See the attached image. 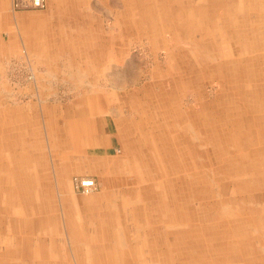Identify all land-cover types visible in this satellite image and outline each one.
I'll return each mask as SVG.
<instances>
[{
  "label": "rangeland",
  "instance_id": "1",
  "mask_svg": "<svg viewBox=\"0 0 264 264\" xmlns=\"http://www.w3.org/2000/svg\"><path fill=\"white\" fill-rule=\"evenodd\" d=\"M15 2L0 0V211L41 212L38 183L53 177L64 192L44 181V199L59 226L77 212L81 226L125 228L98 264H264V0H89L107 52L81 73L47 71L18 32L49 0ZM58 43L78 55L86 44ZM92 96L108 112L79 113ZM115 122L122 148L86 152L99 124L116 144ZM108 176L124 182L120 200Z\"/></svg>",
  "mask_w": 264,
  "mask_h": 264
},
{
  "label": "crops",
  "instance_id": "2",
  "mask_svg": "<svg viewBox=\"0 0 264 264\" xmlns=\"http://www.w3.org/2000/svg\"><path fill=\"white\" fill-rule=\"evenodd\" d=\"M88 1L89 0H49V12L41 14L23 13L18 19L20 20L18 24L22 27V29L20 28L18 32L29 34V39L40 43L38 49L34 48L33 50L40 59L45 60L47 63V71H51V73L58 71L81 73L85 71L84 67L88 65L89 59L94 57L99 62L98 58L102 57V54L107 52L105 45H100V41L105 42V29L98 28V31H95L96 28L94 26V21L90 19L91 13L89 10H91V6ZM6 7L7 4L5 8ZM3 17L2 18L5 19V15ZM7 18L8 23H10V16L8 15ZM6 25L8 24L6 23ZM92 34L96 36L94 40L95 43L93 42V44H89L90 35ZM10 37L11 36L9 34L8 38L10 39ZM69 40L85 42V45L83 43L84 51L78 55L77 52L73 50L74 48H71V46L67 48H60L61 46L58 42H66ZM47 42H57L55 48L54 44H52L53 47L51 46L52 49L56 50V54H53L54 57H51V52H48L46 49L45 44H47ZM97 42L100 47H94ZM64 50H68L69 52L71 61L70 58L68 60L70 63H68V60H66L63 64L60 63L63 62L60 59L62 58L61 54ZM74 57L85 58L81 61L82 63L79 62L81 64L78 63V65H81L82 68L75 67L77 66V61L75 62L73 60ZM47 61H49V63ZM60 67L61 70L58 69ZM97 71L99 72V70ZM116 72L119 71L114 72L115 81ZM114 79L112 81H114ZM95 99L96 98L92 96L85 101V104H87L86 109H79L80 104H78L76 109L79 113L108 112L109 108H104V105L108 106L110 100L103 104L101 100H97V102H95ZM88 104L92 105L93 108L88 106ZM116 115L118 114L116 113ZM95 123H97V121H95ZM114 127L116 132L111 139L115 138L116 144L115 142H112L111 139V143H107V137L105 135L102 136L100 133L101 129H104V126L102 127L99 124L97 132V135L99 136L97 142H99V144L92 146L85 144L86 152L89 151V148H106V152H109V149L112 147H115L117 151L118 148H122V140L120 139L122 136V127L116 122L114 123ZM83 130H85L84 125ZM88 130L89 129L87 128V131ZM44 181L49 182V185H51V183L58 185L59 190L64 192L63 182L54 183L53 177L46 179L42 178V180L38 183V191L41 193L44 204L41 212L38 210L35 212L28 211L22 214H8L0 211V220H2V224L0 225V264H75V261L79 264H98V254L103 255V250L114 247V245L119 241L113 238V234L115 232L114 230L125 228L118 226L115 227V229L96 225L94 227H85V225L81 226L76 223L80 216H77V212H74V209L73 214L75 217L68 215V225H64L63 227L59 226L57 223L56 212H52L53 210H51L48 206V200L44 199L46 196L53 195V192L51 193V191H53L51 188L48 189L47 187H44V185H47ZM121 181L122 180L117 177L108 176L105 177V179L103 178L101 185L103 187L106 185H109V187L111 186V189L115 190V192L112 193L113 198L118 199V197L116 198V195H119L121 191L117 188V186L124 184V182ZM58 188H56L57 191ZM35 189L37 190V188ZM67 189L68 188L65 187V193L69 194V189ZM103 196H100L99 199H102ZM16 198H14V200ZM94 209L95 208L92 210ZM89 210H91V208H89ZM70 222L74 223L70 224ZM130 240H132V238H130ZM129 243L131 246L133 245L132 241ZM135 243L136 246L139 245L137 241ZM75 256H78V260H75Z\"/></svg>",
  "mask_w": 264,
  "mask_h": 264
},
{
  "label": "built area",
  "instance_id": "3",
  "mask_svg": "<svg viewBox=\"0 0 264 264\" xmlns=\"http://www.w3.org/2000/svg\"><path fill=\"white\" fill-rule=\"evenodd\" d=\"M15 5L17 7H33L36 9H42L46 6V0H16ZM96 187L94 178L84 177L78 180V188L84 193H90Z\"/></svg>",
  "mask_w": 264,
  "mask_h": 264
},
{
  "label": "bare ground",
  "instance_id": "4",
  "mask_svg": "<svg viewBox=\"0 0 264 264\" xmlns=\"http://www.w3.org/2000/svg\"><path fill=\"white\" fill-rule=\"evenodd\" d=\"M1 6V5H0ZM2 7V6H1ZM3 8V7H2ZM243 11H245V9L243 8ZM3 11H2V9H0V13H2ZM124 76V75H123ZM5 160V159H4ZM32 198H34V197H30V199H32ZM43 202V201H42ZM43 205V204H42ZM35 211V210H34ZM24 213V212H23Z\"/></svg>",
  "mask_w": 264,
  "mask_h": 264
}]
</instances>
